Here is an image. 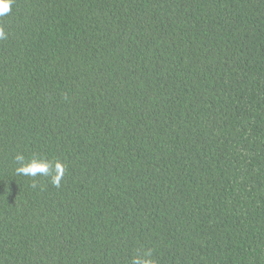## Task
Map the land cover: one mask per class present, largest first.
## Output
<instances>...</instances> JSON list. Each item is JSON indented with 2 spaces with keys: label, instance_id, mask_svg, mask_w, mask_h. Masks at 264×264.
Segmentation results:
<instances>
[{
  "label": "trees",
  "instance_id": "trees-1",
  "mask_svg": "<svg viewBox=\"0 0 264 264\" xmlns=\"http://www.w3.org/2000/svg\"><path fill=\"white\" fill-rule=\"evenodd\" d=\"M0 26V264H264V0H14Z\"/></svg>",
  "mask_w": 264,
  "mask_h": 264
},
{
  "label": "clouds",
  "instance_id": "clouds-1",
  "mask_svg": "<svg viewBox=\"0 0 264 264\" xmlns=\"http://www.w3.org/2000/svg\"><path fill=\"white\" fill-rule=\"evenodd\" d=\"M14 0H0V17L7 15L12 10ZM7 32L3 26H0V40L7 39ZM15 163L18 165L16 173L28 177H36L37 175L50 176V182L55 187H60L61 179L63 178L66 165L57 160L55 164L49 161L46 157H26L23 153H18L14 157ZM52 171L56 174L52 175ZM36 185L33 184V187ZM151 249H144L138 252L131 260V264H157L153 258Z\"/></svg>",
  "mask_w": 264,
  "mask_h": 264
}]
</instances>
